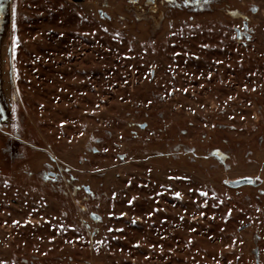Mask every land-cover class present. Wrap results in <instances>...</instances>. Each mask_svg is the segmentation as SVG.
I'll return each instance as SVG.
<instances>
[{"label": "rangeland", "instance_id": "obj_1", "mask_svg": "<svg viewBox=\"0 0 264 264\" xmlns=\"http://www.w3.org/2000/svg\"><path fill=\"white\" fill-rule=\"evenodd\" d=\"M256 248L264 0L0 2V264Z\"/></svg>", "mask_w": 264, "mask_h": 264}, {"label": "water", "instance_id": "obj_2", "mask_svg": "<svg viewBox=\"0 0 264 264\" xmlns=\"http://www.w3.org/2000/svg\"><path fill=\"white\" fill-rule=\"evenodd\" d=\"M252 12H253L254 14H257V13L259 12V9L255 7V8L252 10ZM144 127H145V126H142V128H144ZM52 176H54V174H52ZM91 218H92L94 221H98V217L95 216V215H92ZM258 250H259L258 248H256V249L254 250L255 258H256V264H260V257H259V254H258V253H259Z\"/></svg>", "mask_w": 264, "mask_h": 264}, {"label": "flooded vegetation", "instance_id": "obj_3", "mask_svg": "<svg viewBox=\"0 0 264 264\" xmlns=\"http://www.w3.org/2000/svg\"><path fill=\"white\" fill-rule=\"evenodd\" d=\"M238 39H240V40L242 39V34H238ZM257 239H258V236L255 235V236H254V240L257 241ZM258 251H259V250H258ZM253 253H254V250H253ZM254 254H255V253H254ZM258 254H259V257H260V251H259Z\"/></svg>", "mask_w": 264, "mask_h": 264}, {"label": "snow or ice", "instance_id": "obj_4", "mask_svg": "<svg viewBox=\"0 0 264 264\" xmlns=\"http://www.w3.org/2000/svg\"><path fill=\"white\" fill-rule=\"evenodd\" d=\"M0 2H2V0H0Z\"/></svg>", "mask_w": 264, "mask_h": 264}]
</instances>
